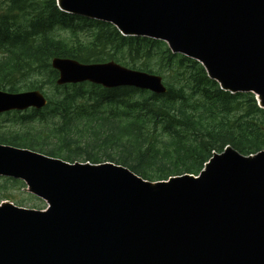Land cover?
<instances>
[{"label": "water", "instance_id": "95a60500", "mask_svg": "<svg viewBox=\"0 0 264 264\" xmlns=\"http://www.w3.org/2000/svg\"><path fill=\"white\" fill-rule=\"evenodd\" d=\"M61 11L168 44L222 90L264 109V0H57ZM57 85L89 82L167 93L161 77L116 62L55 58ZM40 91H0V114L41 110ZM196 178L149 182L113 163L70 164L0 145V177L48 211L0 206V264H264V151L228 147Z\"/></svg>", "mask_w": 264, "mask_h": 264}, {"label": "trees", "instance_id": "16d2710c", "mask_svg": "<svg viewBox=\"0 0 264 264\" xmlns=\"http://www.w3.org/2000/svg\"><path fill=\"white\" fill-rule=\"evenodd\" d=\"M55 58L114 61L155 74L167 94L88 82L58 86ZM34 90L47 106L1 115L9 125L0 126V144L69 163L111 162L151 182L197 176L228 146L245 156L264 150V109L255 96L221 90L200 63L166 43L124 37L110 23L62 12L57 0H0V91ZM1 180L0 200L23 205L10 192L26 184Z\"/></svg>", "mask_w": 264, "mask_h": 264}, {"label": "rangeland", "instance_id": "374dc122", "mask_svg": "<svg viewBox=\"0 0 264 264\" xmlns=\"http://www.w3.org/2000/svg\"><path fill=\"white\" fill-rule=\"evenodd\" d=\"M6 121H7L6 117L0 116V126L9 125L6 123ZM1 179L2 178H0V185L5 186L4 181ZM28 193H30L28 190H22V191L14 190V191L10 192V195L12 197L18 199L19 201L24 202L23 205H16V206L23 207L25 209H37V210H39L41 208L44 209L47 207V204L44 201H42V200L36 198L34 195L28 194ZM4 202L12 203L11 200H0V205Z\"/></svg>", "mask_w": 264, "mask_h": 264}]
</instances>
